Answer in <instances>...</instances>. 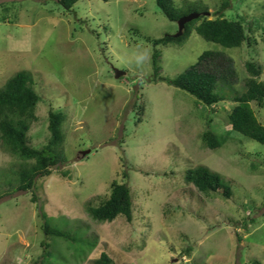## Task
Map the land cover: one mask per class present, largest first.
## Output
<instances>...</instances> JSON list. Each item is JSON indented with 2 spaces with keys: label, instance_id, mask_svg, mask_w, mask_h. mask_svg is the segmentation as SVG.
Returning <instances> with one entry per match:
<instances>
[{
  "label": "rangeland",
  "instance_id": "374dc122",
  "mask_svg": "<svg viewBox=\"0 0 264 264\" xmlns=\"http://www.w3.org/2000/svg\"><path fill=\"white\" fill-rule=\"evenodd\" d=\"M222 1L175 6L207 7L212 19ZM230 9L225 16L253 28L252 46L224 48L193 32L181 45L160 47L159 75L174 79L204 51L220 50L243 77L245 62L258 61L264 80V0H236ZM177 31L155 0H79L70 12L56 0H0V87L28 70L42 98L30 145L47 142L50 109L66 115V161L38 178L33 191L15 188L27 162L0 147V264H94L102 251L122 264H264V145L227 120L244 85L226 86L230 96L212 109L152 81L151 40ZM135 103L144 106L140 122ZM251 105L264 125V108ZM206 129L222 140L220 148L202 141ZM199 165L230 185L229 199L185 181ZM113 180L131 188L130 221H96L86 211L109 195ZM41 211L75 238H50L48 258Z\"/></svg>",
  "mask_w": 264,
  "mask_h": 264
},
{
  "label": "trees",
  "instance_id": "16d2710c",
  "mask_svg": "<svg viewBox=\"0 0 264 264\" xmlns=\"http://www.w3.org/2000/svg\"><path fill=\"white\" fill-rule=\"evenodd\" d=\"M59 6L66 12H70L73 5L79 0H56ZM163 15L172 22L191 12H197L192 3L186 7L175 6V0H155ZM236 0H223L219 8L214 12V18L200 15L198 18L185 24L184 31L179 37L165 34L151 40L152 52V81H166L168 84L188 93L209 108H212L230 96L223 92L226 86L231 87L240 83L244 85V91L235 95L231 110L227 116L228 124L232 130L264 145V125L257 119L252 108L254 103L259 108H264V80H261L263 67L253 58L245 62L246 76H241L236 64L230 56L223 51H204L196 63L189 66L174 79L160 76L159 64L160 47L169 44L181 45L191 33L196 32L203 39L218 44L224 48H239L244 44L252 46L256 42L254 30L251 25L245 27L242 18L234 19L225 16V12L233 6ZM208 11V8H203ZM264 30V29H263ZM41 96L35 88L33 75L28 70H21L10 77L0 87V147L19 157L27 163L17 169L16 177L18 190H31L36 187V180L53 173V169L66 161L64 152L65 133L63 125L66 115L60 111L50 109L48 113L47 142L42 147L30 145L29 131L36 116V107L41 101ZM136 121H141L144 106L135 103ZM202 141L210 149L220 148L222 140L211 129H206L201 135ZM31 161V162H30ZM69 176L68 172H62ZM184 179L196 189L205 194L219 193L225 199H229L233 192L228 183L221 176L206 166L199 165L187 170ZM110 193L102 198L97 205L87 203L86 211L96 221L111 222L118 216H123L127 221L132 217L131 188L127 182L113 180L109 187ZM1 196V195H0ZM36 198V197H35ZM35 200V199H34ZM43 223L41 226L44 238L40 242L43 247V255H50V238L59 237L65 241L74 242V235L67 231L52 226L48 222V216L41 211ZM82 238V237H81ZM184 252H189L187 248ZM94 264H122L116 263L102 251ZM253 264H261L259 261Z\"/></svg>",
  "mask_w": 264,
  "mask_h": 264
},
{
  "label": "water",
  "instance_id": "95a60500",
  "mask_svg": "<svg viewBox=\"0 0 264 264\" xmlns=\"http://www.w3.org/2000/svg\"><path fill=\"white\" fill-rule=\"evenodd\" d=\"M210 12L209 11H204V12H191L187 15H184L182 17H180L178 20H177V26H178V31L173 34L172 36L173 37H179L180 35H182L183 31H184V28H185V24L198 18L200 15H205V16H209ZM124 72L123 71H119V70H115V77L118 78L120 77L121 75H123ZM89 152V150H87L86 152H82L83 154L84 153H87Z\"/></svg>",
  "mask_w": 264,
  "mask_h": 264
},
{
  "label": "clouds",
  "instance_id": "9594fccd",
  "mask_svg": "<svg viewBox=\"0 0 264 264\" xmlns=\"http://www.w3.org/2000/svg\"><path fill=\"white\" fill-rule=\"evenodd\" d=\"M122 76V75H121ZM121 76H120V78H121Z\"/></svg>",
  "mask_w": 264,
  "mask_h": 264
},
{
  "label": "bare ground",
  "instance_id": "6f19581e",
  "mask_svg": "<svg viewBox=\"0 0 264 264\" xmlns=\"http://www.w3.org/2000/svg\"><path fill=\"white\" fill-rule=\"evenodd\" d=\"M119 78V77H118Z\"/></svg>",
  "mask_w": 264,
  "mask_h": 264
}]
</instances>
